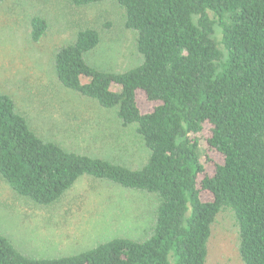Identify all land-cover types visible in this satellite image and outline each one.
<instances>
[{
	"label": "trees",
	"instance_id": "1",
	"mask_svg": "<svg viewBox=\"0 0 264 264\" xmlns=\"http://www.w3.org/2000/svg\"><path fill=\"white\" fill-rule=\"evenodd\" d=\"M66 1L85 8L105 0ZM112 1L136 36L138 65L122 73L93 67L87 55L100 34L82 28L55 47L51 66L62 89L112 115L113 127L133 130L144 163L130 168L66 151L37 135L0 93V179L16 196L50 207L92 178L152 197L151 225L138 241L114 238L51 258L24 255L0 233V264H206L224 211L237 227L240 262L264 264V0ZM29 26L31 41H41L45 20L33 17ZM207 150L221 159L210 174Z\"/></svg>",
	"mask_w": 264,
	"mask_h": 264
},
{
	"label": "rangeland",
	"instance_id": "2",
	"mask_svg": "<svg viewBox=\"0 0 264 264\" xmlns=\"http://www.w3.org/2000/svg\"><path fill=\"white\" fill-rule=\"evenodd\" d=\"M41 17L47 31L30 38L29 22ZM123 10L112 0L76 8L66 0H6L0 4V93L10 96L30 128L41 138L73 151L140 167L147 150L130 128L112 126L109 114L62 89L54 79L51 55L82 28L99 32L100 43L87 61L101 71L122 73L138 65L135 34L124 28ZM220 40L218 28L214 31ZM220 47V46H219ZM142 110H148L142 95ZM201 149L205 148L203 142ZM212 173L220 157L207 150ZM152 197L92 178H80L64 198L50 207L16 196L0 179V233L22 254L35 258L69 256L114 238L141 240L154 211ZM237 227L229 212L216 220L206 264H242Z\"/></svg>",
	"mask_w": 264,
	"mask_h": 264
}]
</instances>
